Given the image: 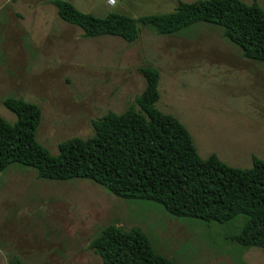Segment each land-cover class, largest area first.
I'll return each instance as SVG.
<instances>
[{"label": "rangeland", "instance_id": "374dc122", "mask_svg": "<svg viewBox=\"0 0 264 264\" xmlns=\"http://www.w3.org/2000/svg\"><path fill=\"white\" fill-rule=\"evenodd\" d=\"M63 1L98 18H137L194 0ZM255 1L264 10V0ZM50 2L0 0V116L16 119L2 104L9 97L38 105L36 139L51 155L60 142L93 137L92 122L108 112H140L139 69L152 66L160 73L156 107L187 129L200 158L215 154L241 169L252 156L264 160V65L244 58L218 27L198 23L179 35L139 27L131 43L84 38ZM242 220L174 217L157 202L123 200L86 179H40L18 164L0 172V264L12 256L22 264H102L88 245L110 224L141 229L175 264H264V250L233 241Z\"/></svg>", "mask_w": 264, "mask_h": 264}, {"label": "trees", "instance_id": "16d2710c", "mask_svg": "<svg viewBox=\"0 0 264 264\" xmlns=\"http://www.w3.org/2000/svg\"><path fill=\"white\" fill-rule=\"evenodd\" d=\"M58 17L82 30L84 38L119 37L129 43L139 27L157 35H179L198 23L218 27L222 37L244 58L264 65V10L253 0H194L179 2L173 12L132 18L110 13L103 18L76 10L63 0H51ZM145 80L135 100L140 112H108L92 122L93 137L72 138L51 155L36 139L41 120L38 105L21 98L2 101L16 117L0 116V172L10 165L34 170L51 181L86 179L123 200L159 203L174 217L223 224L241 215L234 240L242 250H264V160L251 157L249 169L231 167L215 154L198 156L187 129L174 116L156 107L160 73L152 66L139 69ZM102 264H175L153 250L139 228L104 227L89 245ZM9 264H22L16 256Z\"/></svg>", "mask_w": 264, "mask_h": 264}, {"label": "built area", "instance_id": "2783aa9c", "mask_svg": "<svg viewBox=\"0 0 264 264\" xmlns=\"http://www.w3.org/2000/svg\"><path fill=\"white\" fill-rule=\"evenodd\" d=\"M107 4L112 5V4H114V1L113 0H107Z\"/></svg>", "mask_w": 264, "mask_h": 264}]
</instances>
